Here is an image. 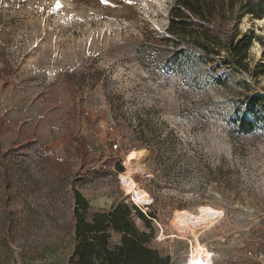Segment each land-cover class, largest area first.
I'll use <instances>...</instances> for the list:
<instances>
[{"label":"rangeland","instance_id":"374dc122","mask_svg":"<svg viewBox=\"0 0 264 264\" xmlns=\"http://www.w3.org/2000/svg\"><path fill=\"white\" fill-rule=\"evenodd\" d=\"M171 5L0 0V264H73L76 191L87 219L136 206L170 264H188L193 248L174 224L181 210L212 219L199 239L213 264H264V127L231 123L243 95L264 94V18L240 20L257 37L251 71L222 86L202 64L162 67ZM133 152L145 205L123 183Z\"/></svg>","mask_w":264,"mask_h":264},{"label":"trees","instance_id":"16d2710c","mask_svg":"<svg viewBox=\"0 0 264 264\" xmlns=\"http://www.w3.org/2000/svg\"><path fill=\"white\" fill-rule=\"evenodd\" d=\"M245 14L264 18V0H172L168 26L159 38L167 46L162 67L179 70L202 64L207 72L216 75L212 78L208 74V77L222 86L228 84L232 74L251 71L249 50L257 37L239 29ZM163 43L156 47L160 49ZM257 67L264 68V63ZM188 73L192 75L191 71ZM231 123L238 134H250L264 127V94L243 95ZM79 144L85 146V139L80 138ZM119 169L123 167L120 165ZM74 198L77 245L71 263H171L169 255H163L153 246L154 231L150 222L147 224L149 232L136 224L135 215L148 221L136 206L121 201L87 219L91 208L89 201L80 191L74 192Z\"/></svg>","mask_w":264,"mask_h":264},{"label":"bare ground","instance_id":"6f19581e","mask_svg":"<svg viewBox=\"0 0 264 264\" xmlns=\"http://www.w3.org/2000/svg\"><path fill=\"white\" fill-rule=\"evenodd\" d=\"M137 159V153L133 152L128 156V170L124 172L123 183L133 191V199L139 204H148L151 201L149 195L135 181L133 173L143 170L140 165L133 160ZM135 163V164H134ZM176 229L182 234H192L194 237L193 248L189 256L188 264H213V253L199 239V230L209 228L213 225L210 217L205 215H195L187 210L177 211L174 216Z\"/></svg>","mask_w":264,"mask_h":264},{"label":"built area","instance_id":"2783aa9c","mask_svg":"<svg viewBox=\"0 0 264 264\" xmlns=\"http://www.w3.org/2000/svg\"><path fill=\"white\" fill-rule=\"evenodd\" d=\"M113 148H114V149H118V148H119V142H115V143L113 144ZM248 254H249V255H252L253 252H252L251 250H249V251H248Z\"/></svg>","mask_w":264,"mask_h":264},{"label":"water","instance_id":"95a60500","mask_svg":"<svg viewBox=\"0 0 264 264\" xmlns=\"http://www.w3.org/2000/svg\"><path fill=\"white\" fill-rule=\"evenodd\" d=\"M262 19V18H261Z\"/></svg>","mask_w":264,"mask_h":264}]
</instances>
